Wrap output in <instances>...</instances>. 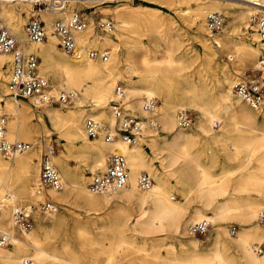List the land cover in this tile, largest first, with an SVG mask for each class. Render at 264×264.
Instances as JSON below:
<instances>
[{
	"label": "bare ground",
	"instance_id": "6f19581e",
	"mask_svg": "<svg viewBox=\"0 0 264 264\" xmlns=\"http://www.w3.org/2000/svg\"><path fill=\"white\" fill-rule=\"evenodd\" d=\"M33 1L41 2V0ZM42 1H45L44 3L49 1L47 8L55 13L51 16L50 19H52L60 18L68 11V2L80 0ZM243 1L247 2L244 4L245 7L239 6L233 11L223 9L218 2H212L206 7V10L208 9L206 12L210 10L224 12L228 21L247 18L252 14L264 16V0ZM13 10L0 7V27L5 25L3 19L5 22L7 20L6 28L10 32L12 30L17 40L22 42H19L21 44L19 46L40 57L39 71L48 77L51 74L54 75L57 84H50L49 93L57 95L61 90L68 92L72 95L71 99L74 103L70 109L62 111L51 106L50 102L27 100L36 104H45L43 112L36 114L31 112L30 106L23 103L24 100L14 101L7 91L4 105L8 114L7 137L10 140L27 137L28 135L21 136V132L28 129L30 131L31 125L26 124V119L31 117L41 124L47 134L45 144L52 162L57 165H55L56 168L58 167L63 186L62 191L61 188L60 191L46 188L48 198L62 202L69 196L74 197L89 209L97 208L104 202L108 204L113 197L119 198L124 203L137 207L134 225L139 232L159 233L168 228L179 246L177 249L171 246V251L166 257L157 252L149 255L140 246L138 240L127 237L123 226L128 217L122 211L118 214L121 217L117 214L114 216V222L110 227L111 234L101 232L99 239L92 236L88 227L79 226L77 236L81 246L89 247L87 256H82L68 243L63 244L61 248L51 244L49 225L55 221L57 211L55 206L51 211L44 212L48 220L46 225L38 222L30 230L15 226L13 213L18 206V200H23L32 194L29 184L33 181L31 169L35 161L32 152H29L31 147L25 152L9 157L12 158L11 161L0 158V226L6 228L3 233L9 236L12 243L10 247L0 245V261L3 264H21L28 257L32 259L33 264H207L210 262L264 264V253L259 254L256 251V244L264 241V227H262L264 223L262 224L258 216L259 210L264 208V119L258 122V126L249 125L254 121V115L240 106V100H243L233 90L236 75L217 59L216 52L209 42L204 43V60L210 67L215 66L218 69L213 78L217 93L211 92L212 88L204 82L203 74L197 72L195 75L197 79L190 76V83L183 78L179 79L183 88L179 89L180 93L177 95V88L175 89L167 74L162 73L160 62L157 61L156 52L153 49L145 45L142 52L136 55L134 46L115 42L128 24V21L121 18L122 16L117 12L118 9L114 8L117 23L115 25L113 22L115 30L111 29L114 39L98 38L88 21H86L85 29L75 35L76 42L80 40L82 46H89V48L99 46L100 51H106L108 57L105 60L91 59L87 54L89 48L81 49L78 54H75L80 48L78 44L74 52L70 53L73 54L71 56L60 46L59 49L65 54L58 52L55 41L58 37L54 32L53 23L50 30L46 31V40L28 41L24 19L18 10ZM204 14L205 10L196 11L194 22L199 30L208 31L207 25L204 26ZM221 28L211 32L220 31ZM161 35L157 31L155 35L157 40ZM224 38H215L219 47L226 44L227 41ZM259 40L264 45V41L260 38ZM259 40L254 36L252 41L235 47L238 57L234 66L236 72H242L247 66L257 68L260 50L255 43ZM166 51V60L171 61L174 58L172 51L170 48ZM10 58L11 53H0V98L4 95L8 80L3 67L5 62L10 63ZM173 72L176 77L182 76L178 70ZM46 75L44 76L48 79ZM119 81L123 82L126 107L134 114L137 112L142 121V128L137 133L138 137L136 135V140L131 144L122 141L118 136L111 141H106L103 135L90 138L84 129V119L91 116L104 123L102 132H115L116 120L111 110V100L115 96V86ZM157 95H162L160 103L151 110H145L144 99ZM175 99L180 100L173 103ZM187 104H190L197 115L191 128L189 126L191 122L181 127L176 118L178 115L176 111ZM250 108L254 113L264 115V112L256 111L251 106ZM149 121L154 122L156 126L152 127ZM47 122L54 130L61 132L60 134L64 135L67 141L74 143L79 140L78 152L85 156L88 154L85 163L91 172L94 168L102 167L107 155L111 152L123 153L128 170L130 169L127 185L120 190L91 192L87 188V176L83 169L73 172L63 153L53 155L48 138L50 131ZM156 122L166 134L157 135ZM195 134L220 143L227 159L237 160V165L225 170L217 177L210 176L198 161L197 154L190 153V143ZM145 147L149 148L152 155L148 156ZM151 156L159 159V165L152 162ZM142 170L149 173L153 179L149 188H142L137 184L139 178L137 176ZM18 173L23 174L21 180H17ZM173 178L176 179V183H173ZM176 186L183 195L193 193L195 199L200 202V206L195 205L188 210L182 200L173 197L172 193L176 190ZM231 188L247 193L255 192L256 196H247V201L243 203H235L234 201L237 200L230 198L234 196H230L225 201L217 200L219 195L229 192ZM102 194L105 195L104 200L101 201L99 195ZM232 201L234 204H230ZM228 215L237 217L242 222L236 238L229 239L223 236L226 228L221 220ZM38 219L41 218L37 216ZM203 219L211 224V235L206 244L190 237L187 228L190 223ZM16 230L18 235L14 234ZM231 249H234L236 255ZM132 258L134 262H131Z\"/></svg>",
	"mask_w": 264,
	"mask_h": 264
},
{
	"label": "rangeland",
	"instance_id": "374dc122",
	"mask_svg": "<svg viewBox=\"0 0 264 264\" xmlns=\"http://www.w3.org/2000/svg\"><path fill=\"white\" fill-rule=\"evenodd\" d=\"M44 2L45 1L42 0L41 2H36L33 0H0V7L18 10V12H20V15L24 19V28L25 23L32 16L43 20L45 29L48 32L52 27L51 23H53L54 20L57 19V17H53L52 19H50L51 16L55 13H52L53 11H50L47 8V3L49 1L47 3ZM212 2L220 3L223 9H228L229 11H233L239 6L245 7L244 4L247 3L243 0H90L87 2H83L80 0L68 2V11L64 13L62 17L66 16L72 11H79L82 13L85 20L88 21L89 24H91L90 27H92L93 33L98 38L111 37L114 39V37L112 36V30H115V23H117V17L115 16L114 8L118 9L117 12L120 16H122L121 18L128 21V24L126 28L122 30L120 36L116 38L115 42L134 46L136 48V55H139L140 52H142L145 45H148V48L153 49L156 52L155 57L157 61L160 62L159 64L161 65L162 73L164 72L165 74H167L170 82L173 84V86H175V89L177 88V95L180 93L179 89L183 88V84L179 81V79L183 78L187 80L186 82L190 83V76L197 79V77H195L197 72L203 74L204 82H206L209 88H212L211 92L216 94L217 90L214 85L213 78L218 72V69L215 66L210 67L205 63L204 43L207 41L209 42V44L216 52L217 59L223 62L232 74L236 75V82L240 77H244L248 73H252L255 68H253L252 66H247L243 68L242 72L235 71L234 66L237 63L238 58L237 53L235 52V47L242 46L244 43L252 41L254 36H256L258 40L259 37L255 26L249 21L250 15H248L247 18L243 17L238 18L235 21H228L226 14L224 12H221L224 16V24L220 31L211 32L209 30H199L194 22V14L196 11L205 10V26L207 15L211 12H216L215 10L206 12L208 11V9L206 10V7L210 6ZM28 11L31 12L29 13ZM101 18L113 20L115 25L109 33H107V31H102L97 27V21ZM3 20L5 25L2 26L6 27L7 20L6 22L5 19ZM223 27H225V29H223ZM9 29L11 30V28ZM157 31L158 34H162V37L160 36L158 40L155 36L157 34ZM11 32L14 34L16 39H18L16 34L12 30ZM217 37H225L224 40L227 41L226 44L222 45V47H219L215 40V38ZM44 40H46V38ZM55 41L58 52H60L61 54H65L59 49L57 38H55ZM19 42L22 43L20 40H17L18 45H21ZM77 44L80 46V48L77 49L75 54H78L81 49L86 50V48H89V46H82V44H80V40L77 42ZM255 45L258 46L260 55L264 51V45L260 40L256 42ZM92 47L98 49L99 51L101 50L99 46ZM168 48L171 49V54L174 57L171 61L166 60V50H168ZM106 49L109 50L108 48ZM69 55L71 56L73 54L69 53ZM38 58V63H40V57L38 56ZM3 69L4 74L7 76L9 72V62H5ZM173 70H178L182 76L176 77V74L173 72ZM41 74L46 75L44 73ZM48 80L50 81V84H57L56 78L52 74L49 75ZM119 82L123 84L122 81ZM161 96H154L157 98V104L160 103V100L162 99L160 98ZM6 97L7 88L4 92V95H2L0 98V104H2L1 108L3 109V111H5L4 105ZM179 100L180 99H175L172 102L177 103L179 102ZM23 103L30 106V109L32 108L31 112L36 114L43 112V108L45 106V104H36L35 102H31V100H24ZM73 104L74 103L72 102V99L67 103H62L59 101L50 103L51 106L57 107L62 111L70 109L72 106H74ZM240 106L245 107L247 111L251 112V114L254 115V121L249 123V125L258 126V122L264 119L263 114L254 113L250 106L241 100ZM184 109L189 111V114L192 117V121L189 124L191 128L196 120V112L192 107H190V104H187L179 108L176 113L178 114L179 110ZM135 113L137 114V116H139L137 112ZM101 123L103 122L101 121ZM156 123L158 125L156 128L157 135L166 134L165 131L161 129L160 124L158 122ZM26 124L31 125L30 131L29 129L27 131L23 130L21 132V136H28L25 138L21 137L19 139L15 138L14 140H23L32 144V149L29 151L32 152L31 154L32 157H34L35 161L34 167H32L31 169L33 181L31 182V184H29V186L32 188V194L23 200H18L17 203V205H24L30 209V213L32 215V226L29 228L30 230L36 224H38V222L44 225H46L48 222L45 216L47 214L37 210L38 197L34 193V187L36 184H38L39 181V163L42 156L48 152V148L45 144L47 134L43 130L41 124L37 122L36 119H32V117L26 119ZM46 124H48L47 127L50 131L48 138L53 151V155L56 156L60 153H63L66 157L68 166L71 168V170H73V172L83 169L84 174L87 176V185L90 175L94 173L98 168H101V166L94 168V170L91 172L87 164L85 163L86 159L88 158V154H86L85 156L84 154L78 152L79 150L77 146L79 145V140L71 143L67 141L64 135L60 134L61 132L59 133L58 131L54 130L49 122H47ZM99 136H102V134ZM145 150L148 156L152 155L149 148L145 147ZM190 153L197 154L198 161L205 168L206 172L212 177H217L221 175L225 170L237 165V160L227 159L224 148L220 143L207 140L200 134H195L193 136L190 143ZM0 158L8 161L12 160V158L4 157L1 154ZM151 160L153 163H155V165H159V159H157L156 157L151 156ZM179 164H181V162ZM143 172L147 173L146 171L142 170L139 172L137 178ZM147 174L150 176L149 173ZM16 177H18L17 180H21L23 178V174L18 173ZM172 181L173 183H176V179L173 178ZM60 190H63V186ZM104 195L105 194L99 195L101 201L104 200ZM172 195L174 198L182 200V203L187 206L188 210L192 209L195 205L200 206V202L195 199L193 193H191V195H183V193L180 192L177 186ZM247 196L254 197L256 196V194L255 192L247 193L239 189L234 190L231 188L229 192L219 195L217 197V200L225 201L230 197L233 198V200H237L234 201L235 203H243L247 201ZM114 198L115 197L111 198L108 204H105L104 202V204H100L97 208L91 209L87 208L84 203L77 201L74 197L71 198L69 196L62 202L50 198L51 200L55 201V208H57L55 221L49 225V227L51 228L50 235L52 237L50 239L51 244L56 248H61L63 244L68 243L71 248L78 250L82 256H87L89 253V247L81 246L79 238L77 236V229L79 228V226L84 225L88 227L91 231L92 236L96 239H99L98 237L101 232L107 233L108 235L111 234L112 230L110 227L114 222V216L116 214L118 215L122 211V213H124L128 217L126 218L125 225L123 226L127 237L135 241L138 240L141 244L140 246L144 248L146 252L149 253V255L157 252L161 256L166 257L171 251V246H175L176 249L178 248V242L176 241L173 233L168 228L167 230L159 233L139 232L134 225V218L136 217L135 210L137 207L130 205L129 203H124L119 198ZM234 202L232 201L230 204H234ZM37 216L41 219L37 220ZM119 216L120 215H118V217ZM221 222L222 225L226 228V232L223 234V236H226L229 239L236 238V233L241 229L242 222L237 217L230 215L224 217ZM262 227H264V225H262ZM210 228L211 224L209 223V227L205 233L192 234L189 232V236L198 239L203 244H206L208 243V239L211 235ZM5 229L6 228H4L3 226H0V234L3 233ZM14 234L18 235V231L16 230ZM256 245V251L259 252V254H263L264 241L261 243H257ZM1 246L10 247L12 246V243ZM259 246L262 247V251H258ZM231 251L236 255L234 249H231ZM131 262H134L133 258ZM0 264L3 263L0 261Z\"/></svg>",
	"mask_w": 264,
	"mask_h": 264
},
{
	"label": "built area",
	"instance_id": "2783aa9c",
	"mask_svg": "<svg viewBox=\"0 0 264 264\" xmlns=\"http://www.w3.org/2000/svg\"><path fill=\"white\" fill-rule=\"evenodd\" d=\"M59 3V1H57ZM51 7L52 5L49 4ZM61 5V3H59ZM250 23L256 28L258 36L264 41V16L252 14ZM224 23V16L219 12L209 13L206 18V25L209 31L219 30ZM86 20L79 11H72L67 16L57 18L53 22L54 32L58 37V45L66 53L74 52L77 47L75 35L84 30ZM97 27L102 31H110L113 28L111 19H99ZM25 32L30 42H40L46 38V29L44 21L32 16L25 23ZM0 53H11L10 70L7 81L8 95L14 100L36 99L39 102H69L72 95L63 90L57 95L50 94V83L48 79L40 73L36 53L25 50L17 43L15 36L6 28L0 27ZM88 56L91 59L105 60L108 57L106 51H99L93 47L88 49ZM235 94L243 101L247 102L254 110L264 112V52L257 60V68L248 73L245 77L238 79L234 85ZM124 87L121 82L115 86V96L111 100V110L116 120L115 132H102L103 125L95 117H86L84 119V129L88 137L94 138L103 135L106 141L114 140L119 137L127 144L136 140L137 133L142 128L141 119L135 115L124 101ZM157 104V98L147 97L143 101L145 110L153 109ZM0 104V154L4 157H13L19 153L25 152L32 147V144L23 140H10L7 137L8 114L3 111ZM178 125L187 126L192 117L187 110H179L177 115ZM152 127L156 124L149 121ZM129 170L126 158L121 152H111L104 165L98 168L90 175L87 187L91 192L99 193L105 191L120 190L127 185ZM138 186L149 188L152 184V178L145 172L141 173L138 180ZM62 187V179L59 171L52 162L49 153H45L39 163V181L35 185V195L38 197V210L41 212L51 211L55 203L48 198L45 189L53 188L59 190ZM259 219L264 223V208L258 212ZM14 225L21 228H30L32 226V215L30 209L24 205H18L13 213ZM209 222L205 219L192 222L188 225V231L192 234H202L207 231ZM10 238L5 233L0 234V245L10 244ZM262 251V247H258ZM21 264H33L31 258H25ZM207 264H216L210 262Z\"/></svg>",
	"mask_w": 264,
	"mask_h": 264
}]
</instances>
